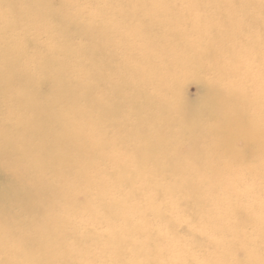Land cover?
Listing matches in <instances>:
<instances>
[{
    "label": "clouds",
    "instance_id": "clouds-1",
    "mask_svg": "<svg viewBox=\"0 0 264 264\" xmlns=\"http://www.w3.org/2000/svg\"><path fill=\"white\" fill-rule=\"evenodd\" d=\"M226 4L0 0V143L39 213L8 210L0 264H264V0ZM194 10L213 19L173 26ZM129 27L146 48L102 78L93 55ZM180 73L239 81L243 103L219 129L182 122Z\"/></svg>",
    "mask_w": 264,
    "mask_h": 264
},
{
    "label": "bare ground",
    "instance_id": "bare-ground-1",
    "mask_svg": "<svg viewBox=\"0 0 264 264\" xmlns=\"http://www.w3.org/2000/svg\"><path fill=\"white\" fill-rule=\"evenodd\" d=\"M216 1L215 3L224 4V9L221 10L219 13L221 19H225V16L229 14V10L227 8L226 0H204L206 3H210ZM58 2V0H57ZM184 21H187V17L180 16L172 21L174 27L178 29V27L183 28ZM210 18L201 19V21L196 22L194 25L190 26L189 28L192 29H199L204 25L205 22H210ZM161 27H166L168 22L162 21ZM141 37V47L135 46L134 44L137 42L138 37ZM146 48L145 41L143 39V33L136 27L134 28H127L125 32L121 33V37L119 42H113L108 48L101 47L98 52L93 55V62L96 63L98 72L101 74L102 78H106L103 74L108 71H116L118 64L120 63V55L119 51L124 50L127 53H131L133 55H137L138 51L144 50ZM191 77L197 78V75L194 73H180L177 74L174 78L172 89H173V96H174V104H175V111L177 114L178 119L181 121L188 122H200L195 120L196 114H198L203 109V104H201L199 109H196L195 106L199 105L200 103H196L194 105H189V108L185 107L188 105L185 94H184V84L191 79ZM238 81H232L231 83H226L227 87L224 89L218 87L217 85H208V90H211L212 97L221 99L219 101V105L214 101L212 103V114L211 115V123L205 122L208 126L217 127L215 129H219L223 127L224 123L228 119V109L233 105L234 102L243 103L242 92L235 91L234 84L238 86ZM180 86V88H179ZM48 92H44L47 91ZM237 92L241 93L239 95ZM50 93V88L47 84H45L37 98V110L40 112V126L41 129L46 131L47 124H48V117L46 115L48 108L47 105L49 103L48 96ZM91 94V92H90ZM240 96V97H239ZM237 99V100H236ZM203 102V101H202ZM228 103H230L228 105ZM228 105V106H227ZM186 110V111H185ZM20 120L23 122L26 120L25 116H21ZM20 131L24 133L25 137L31 135V133L24 132L23 123L21 126ZM260 144L258 141L250 142L245 151L248 153H257L260 152ZM16 146L9 145L7 148L0 143V221H3L8 213L10 208L16 209L23 215H38V209L33 206V195L32 192L25 186V180L22 177H18L17 174L5 163L14 153H15ZM169 194L173 197H181V193L176 190L172 189ZM82 223L86 224V221H82Z\"/></svg>",
    "mask_w": 264,
    "mask_h": 264
},
{
    "label": "rangeland",
    "instance_id": "rangeland-1",
    "mask_svg": "<svg viewBox=\"0 0 264 264\" xmlns=\"http://www.w3.org/2000/svg\"><path fill=\"white\" fill-rule=\"evenodd\" d=\"M221 1V0H220ZM204 2V0H203ZM216 1H213V2H210V4L213 5L212 8H209L208 9V12L211 14L215 11L214 9V5L216 4L215 3ZM221 13V11H220ZM229 14L227 15H222V16H228ZM185 17H187V21H184L183 23V28H185V26L187 27H190L192 25H194L196 22L198 21H201V19H205V18H210V20L213 19V16L212 15H209L208 17H205L204 15H201V10H194L192 11L190 14H187L185 15ZM206 23H209V22H205L204 24ZM130 28H134V27H130ZM179 30H183L181 27H178ZM141 37L142 36H139L138 37V40L137 42L134 44L135 46H138V47H141ZM142 51L144 50H141V51H138L136 54L139 55ZM238 76L240 77H243L245 74L243 71L239 72L237 74ZM232 81H229V82H221L219 83L217 86L224 89L225 87H227L226 83H231ZM239 82V81H238ZM204 84H208L209 83L207 81H205L204 79H202L201 77H199L197 75V78L195 77H191V79H189L185 84H184V94H185V99L188 103V105H186L185 107L189 108V105H194L196 103H200L199 105L195 106L196 109H199L201 104H203V109L198 113L196 114L195 116V120L197 121H205V122H208V123H211V115L212 114V103L215 101L217 103V106L220 104L219 101L221 99H218V98H214L212 97V94H211V90H208V85H204ZM238 86L236 84L233 85V87H235V91H239V92H242V98L244 100L245 98V92L244 90L240 87L239 83H238ZM180 88V86H179ZM45 93L48 92L47 91H44ZM237 92L239 95H241V93ZM240 97V96H239ZM237 100V99H236ZM203 101V102H202ZM230 103H228L229 105ZM233 104H242V101L241 102H234ZM227 105V106H228ZM186 111V110H185ZM249 121L251 122L252 121V116L249 114ZM182 122H185L186 121H182ZM210 129H215L217 127H211L209 126ZM259 153H257L256 151H254V153H248V156L249 157H254L256 155H258ZM174 198H180V197H174Z\"/></svg>",
    "mask_w": 264,
    "mask_h": 264
}]
</instances>
